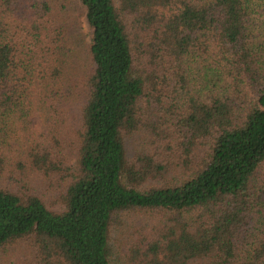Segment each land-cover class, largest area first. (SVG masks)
I'll return each mask as SVG.
<instances>
[{
  "label": "trees",
  "instance_id": "obj_1",
  "mask_svg": "<svg viewBox=\"0 0 264 264\" xmlns=\"http://www.w3.org/2000/svg\"><path fill=\"white\" fill-rule=\"evenodd\" d=\"M115 228L125 264H264V0H0L2 259L113 264Z\"/></svg>",
  "mask_w": 264,
  "mask_h": 264
},
{
  "label": "rangeland",
  "instance_id": "obj_2",
  "mask_svg": "<svg viewBox=\"0 0 264 264\" xmlns=\"http://www.w3.org/2000/svg\"><path fill=\"white\" fill-rule=\"evenodd\" d=\"M71 17L76 19L80 26L82 27L83 33H84V41L86 44H89L90 38H91V30L89 28V25L85 18V10L82 7L81 3L74 2V4L71 6ZM83 48H85V45H82ZM82 50V48L79 49V51ZM85 61V56L81 53L78 57L79 64H83ZM133 147H137L142 142L141 136H135L132 140ZM128 232L126 231L125 234ZM124 239L125 237L122 235L121 232L115 228V232L113 233V240H112V246H113V264H125V256L123 253L124 248ZM26 253L25 248H17L12 249L7 255L4 260L2 259V256L0 254V264H13V263H20L22 259L24 258V255ZM11 261V262H10Z\"/></svg>",
  "mask_w": 264,
  "mask_h": 264
}]
</instances>
